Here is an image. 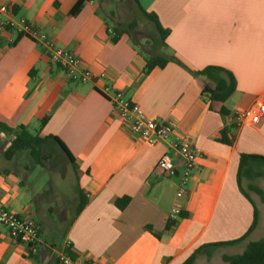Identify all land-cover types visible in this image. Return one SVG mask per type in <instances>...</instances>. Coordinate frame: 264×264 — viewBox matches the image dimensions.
I'll use <instances>...</instances> for the list:
<instances>
[{
    "label": "crops",
    "instance_id": "0c3cea01",
    "mask_svg": "<svg viewBox=\"0 0 264 264\" xmlns=\"http://www.w3.org/2000/svg\"><path fill=\"white\" fill-rule=\"evenodd\" d=\"M136 1L168 32L165 48L150 39V48L168 59L163 69L145 73L146 52L127 34L112 42L113 28L136 15L133 0H0L13 7L14 19L31 22L96 76L94 83L69 81L30 36L0 25V124L11 130L0 129V202L33 219L40 241L39 252L30 256L0 226V264H57L55 252L66 242L72 256L93 264H182L202 247L242 238L254 215L256 225L245 241L207 247L195 264H227L222 256L241 254L247 243L264 238V198L253 190L264 196L254 183L264 165L238 179L241 155L264 157V118L252 115L238 128L234 123L236 112L264 107V0ZM151 25L148 34L155 37ZM207 67L234 79L235 91L224 104L229 116L210 110L202 94L208 80L190 73ZM104 86L124 91L146 117L168 125L167 139L153 146L142 142L114 116L101 94ZM20 127L59 139L79 176L66 156L51 157L62 152L53 141L42 146L48 157L41 163L27 152L6 159ZM224 128L234 136L230 146L218 141ZM173 142L200 155L182 197V166L169 149ZM164 154L173 156L169 175L157 169ZM123 197L129 202L119 210L115 202ZM174 208L179 216L167 231Z\"/></svg>",
    "mask_w": 264,
    "mask_h": 264
},
{
    "label": "built area",
    "instance_id": "2783aa9c",
    "mask_svg": "<svg viewBox=\"0 0 264 264\" xmlns=\"http://www.w3.org/2000/svg\"><path fill=\"white\" fill-rule=\"evenodd\" d=\"M13 17V7L0 5V25L6 26L18 34L30 36L41 48L46 59L57 66L69 81L76 84L94 83L96 81V76L90 71L82 69L79 60L73 54L56 46L53 40L40 33L28 20L24 18L16 20ZM101 94L110 102L114 116L145 144L156 145L170 135L171 129L168 125L156 118L146 117L139 106L126 97L124 91L104 86L101 89ZM252 115L264 118V107L236 112L234 114L236 127L246 124ZM169 149L182 166L180 185L177 190V195L182 197L186 193V184L200 155L183 142H173ZM172 155L164 154L159 159L157 169L162 175H169L174 170ZM177 216H179V210L177 208L172 209L169 219L173 221ZM0 226L4 227L10 236L26 249L27 254L35 256L39 252V229L33 219L9 212L0 202ZM69 247L70 243L66 242L62 248L56 250L57 264H93L88 260L72 256L69 253Z\"/></svg>",
    "mask_w": 264,
    "mask_h": 264
},
{
    "label": "trees",
    "instance_id": "16d2710c",
    "mask_svg": "<svg viewBox=\"0 0 264 264\" xmlns=\"http://www.w3.org/2000/svg\"><path fill=\"white\" fill-rule=\"evenodd\" d=\"M133 2L135 3V6H136L135 13L139 16L140 19L149 21L150 23L154 25L155 30L157 31V36L154 37V36L149 35L146 32L145 33L148 34L149 38L156 43L158 48H165L166 47L165 40L168 35V32L166 30H163L158 25L157 18L155 15L146 13L144 10H142V8L139 6L136 0H133ZM135 26L136 24L131 22L124 27L113 28L112 42L113 43L117 42L120 35L127 34L132 40V43L138 46L133 40L132 34H131V32L135 29ZM144 54L146 55L145 73H148L155 68L163 69L168 62V59L163 57L158 52H155L151 48L148 52ZM177 63L181 65L178 61ZM190 73L194 77L205 78L208 80V84L204 85L203 87L202 94L205 97H207V99L209 100L210 110L216 113H219L223 117L229 116V112L224 106V104L235 91V82L231 74H229L227 71L221 68H218V67H207L197 72L190 71ZM47 120H48V117L42 119L40 121V127H43L46 124ZM232 127L235 128V125H233ZM0 129H2L5 132L11 131L9 128H7L6 126L2 124H0ZM47 141H53L59 146V148L62 150L66 158L71 163L75 174L79 176V171L75 165V162L71 154L68 152L67 148L62 144V142L59 139H57L56 137H52V136L47 137V138H39L36 135L30 134L23 127L19 128V133L10 142L9 147L4 152V157L6 159H11L12 157L16 156L17 154L21 152H27V154L33 160L35 164L41 163L42 160H46L48 157L42 151V146ZM218 141L220 143H223L229 146L232 145L234 141V136L231 133V130L227 128L222 129L219 133ZM260 165H264V157L241 155L240 160H239L238 179L241 177L242 174H245L247 172L248 168L252 166H260ZM253 190L262 199L264 198L263 192H261L259 189L254 188ZM128 202H129V198L123 197V198L117 199L115 202V205L119 210H122L128 204ZM83 206H84V203L82 201L78 208V212L83 208ZM174 224H175V221L170 220L166 226V230L168 231L169 229H171L174 226ZM255 225H256V217L254 215V220H253L250 230L242 238L232 241V242L212 244L206 247H202L194 251L182 264H195L197 257L207 247L234 246V245H238L242 243L247 238V235L253 230ZM222 261L227 264H264V238L257 242L247 243L241 254L231 255V256H227V255L222 256Z\"/></svg>",
    "mask_w": 264,
    "mask_h": 264
},
{
    "label": "rangeland",
    "instance_id": "374dc122",
    "mask_svg": "<svg viewBox=\"0 0 264 264\" xmlns=\"http://www.w3.org/2000/svg\"><path fill=\"white\" fill-rule=\"evenodd\" d=\"M114 2H117L118 0H113ZM105 5H109V2L105 3ZM126 12V11H124ZM129 21H127V23L124 25L126 26L127 24L133 22L136 24L135 29L131 32L132 34V38L135 41V43L138 45V47L140 48L141 51L143 52H148L150 50V44H151V40L148 36V34L146 33H152L153 32V27L151 25V23L149 22H141L139 16L136 14L129 17ZM144 24V26H143ZM146 32V33H145ZM52 156L54 158V160H56L57 158H62L63 160H66L65 155L60 151L58 152L57 150L55 152L51 153ZM49 167H52V164L49 163ZM258 168H261L263 170V168L260 166ZM254 183L256 186H260L262 188H264V174L262 173L258 178H256L254 180ZM59 184H61L62 189H65L68 186V182L66 180H64V178H62L59 181ZM245 193L251 197L254 201H256V197L255 195L250 192L247 188H244ZM222 252V251H221ZM200 264H207V263H200ZM215 264V263H213Z\"/></svg>",
    "mask_w": 264,
    "mask_h": 264
}]
</instances>
